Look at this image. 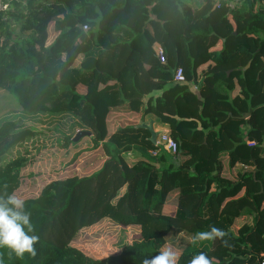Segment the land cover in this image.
<instances>
[{
  "label": "trees",
  "instance_id": "1",
  "mask_svg": "<svg viewBox=\"0 0 264 264\" xmlns=\"http://www.w3.org/2000/svg\"><path fill=\"white\" fill-rule=\"evenodd\" d=\"M6 17L19 19L14 32ZM122 105L126 114L111 111ZM10 111L0 118V195L19 187L44 120L64 146L89 131L105 159L23 198L36 254L0 247L3 264H142L174 234L186 240L178 264L200 252L212 264L264 259V0H25L22 12H0V116ZM147 114L168 127L174 154L136 126ZM107 224L131 236L117 253L71 244ZM212 226L223 240L192 242Z\"/></svg>",
  "mask_w": 264,
  "mask_h": 264
},
{
  "label": "rangeland",
  "instance_id": "2",
  "mask_svg": "<svg viewBox=\"0 0 264 264\" xmlns=\"http://www.w3.org/2000/svg\"><path fill=\"white\" fill-rule=\"evenodd\" d=\"M14 113L15 111L4 113L0 118L4 116L10 118L14 116ZM56 122L60 129L66 131L68 125L66 119L57 118ZM41 123L44 124L42 128L45 131L44 136L39 137L42 143H38L36 148L31 150L28 161L20 167V184L14 194L21 199L37 194L40 187L49 180L70 175H88L105 158L99 146L90 147L92 142L88 136L79 137L74 143L64 146L63 141L61 144L56 142L54 137L57 136V133L53 130L51 123H46L45 120ZM128 155L126 158L129 157ZM109 225L102 228L97 236H83V233H80L74 240H71V244L97 257L115 254L128 242L127 240H130L131 236L125 233L127 232L126 228L111 226L108 229ZM98 226L95 227L98 228ZM184 241L186 240L182 234L168 235L167 237V244L177 251L179 245Z\"/></svg>",
  "mask_w": 264,
  "mask_h": 264
},
{
  "label": "clouds",
  "instance_id": "3",
  "mask_svg": "<svg viewBox=\"0 0 264 264\" xmlns=\"http://www.w3.org/2000/svg\"><path fill=\"white\" fill-rule=\"evenodd\" d=\"M31 221V213L24 208V200L14 193L0 195V247L11 249L16 256L23 257L25 253L36 254L34 245L39 241V236L34 233ZM227 233L216 226L209 230L197 231L192 237V242L223 240ZM225 243H227L225 241ZM181 253L172 246L165 244L160 251L149 258H145L142 264H178ZM0 264L3 261L0 260ZM188 264H212V259L200 252L194 255Z\"/></svg>",
  "mask_w": 264,
  "mask_h": 264
},
{
  "label": "crops",
  "instance_id": "4",
  "mask_svg": "<svg viewBox=\"0 0 264 264\" xmlns=\"http://www.w3.org/2000/svg\"><path fill=\"white\" fill-rule=\"evenodd\" d=\"M6 2L8 4V11H10V12H22L24 10V8H25V0H6ZM5 22H6V27L9 30L13 31V32L17 29V26L19 25V19H16L15 17H6L5 18ZM219 47H220V44L218 43L215 46V48L218 49ZM207 66L209 67L210 64H208V65L207 64H203V65H200V66H198L196 68V84L194 85V87H193L194 89L193 90H195V91L197 90L198 84L201 82L202 77H203L202 74L206 70ZM77 90L79 92H83L84 91L83 87H81V86H77ZM111 111H115L118 114H126L128 112V110L125 108V105L114 107V108L111 109ZM135 120H136L137 125L139 123H142V122L145 123V124L151 123L152 130L156 131V132L158 131L159 133L161 131H168L169 130L166 125H163V124L159 123L156 118L150 116L149 114L145 115L142 120L139 119V118H137ZM90 147H92V143H91ZM100 149H101V147H100ZM104 159H102L100 161V164H98V166L96 167L95 170H97L100 167V165H101V163L103 162ZM132 161H133L132 159H127L128 163H131ZM84 175H86V174H84ZM121 191H123V188L121 189ZM238 195H241V192L238 193ZM261 206L264 207V202H262ZM240 224H241V222L239 220H236L235 228H238L240 226Z\"/></svg>",
  "mask_w": 264,
  "mask_h": 264
},
{
  "label": "built area",
  "instance_id": "5",
  "mask_svg": "<svg viewBox=\"0 0 264 264\" xmlns=\"http://www.w3.org/2000/svg\"><path fill=\"white\" fill-rule=\"evenodd\" d=\"M225 1L228 2L230 5H236V4H239L242 0H225ZM6 11H8V4L6 0H0V12H6ZM83 28L85 27L83 26ZM152 50H153L154 56L156 57L157 61L160 63H164L165 53L161 45H159V43L157 42H154L152 44ZM183 80H184L183 70L181 66L174 67L173 73H172V81L182 82ZM155 142H156L155 145H158V144L162 145L165 148V150L170 154H174L176 151V143L168 135L167 131H161L157 135ZM245 142L248 146H253L255 144V142L252 139H246ZM150 153L154 154L156 153V151L151 150ZM258 264H264V259L259 260Z\"/></svg>",
  "mask_w": 264,
  "mask_h": 264
},
{
  "label": "water",
  "instance_id": "6",
  "mask_svg": "<svg viewBox=\"0 0 264 264\" xmlns=\"http://www.w3.org/2000/svg\"><path fill=\"white\" fill-rule=\"evenodd\" d=\"M246 116H247V114H245L243 117H246ZM137 126L146 128L149 131V140L151 141L152 144L155 145L156 144V142H155L156 141V137L159 134V132L158 131L156 132V131L152 130L151 123L145 124V123L142 122V123H139ZM89 135H90L89 131H83V130L77 131L74 134V136L72 137V141L75 142V141H77V139L79 137L89 136Z\"/></svg>",
  "mask_w": 264,
  "mask_h": 264
}]
</instances>
